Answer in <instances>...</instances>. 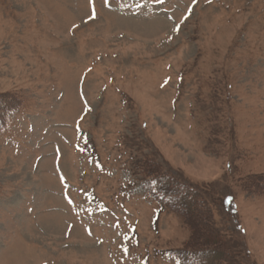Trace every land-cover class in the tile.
Returning <instances> with one entry per match:
<instances>
[{
    "label": "rangeland",
    "instance_id": "1",
    "mask_svg": "<svg viewBox=\"0 0 264 264\" xmlns=\"http://www.w3.org/2000/svg\"><path fill=\"white\" fill-rule=\"evenodd\" d=\"M199 237L264 264V0H0V264H197Z\"/></svg>",
    "mask_w": 264,
    "mask_h": 264
},
{
    "label": "trees",
    "instance_id": "2",
    "mask_svg": "<svg viewBox=\"0 0 264 264\" xmlns=\"http://www.w3.org/2000/svg\"><path fill=\"white\" fill-rule=\"evenodd\" d=\"M184 191L186 193H184ZM179 193H175L173 191L172 195H175L177 206H176V212L179 214H184L188 219V214L198 215L199 211L201 210L202 216L199 217V223L205 224V222H208L210 217V211L206 208L205 202L202 200V198L197 193V190L195 188H191L189 190H184ZM185 212V213H184ZM181 215V214H180ZM181 215V216H182ZM207 224V223H206ZM196 235L194 231V236ZM197 236V235H196ZM210 236V235H209ZM204 237H199V240H195L197 243L194 245H189L187 247H183V250L179 252V254L183 257L191 259L194 258L197 262V264H234L232 260H227L224 256L223 251H220V249L211 247L208 248L204 244H198L200 239H203ZM213 239V242H218L220 237L217 234H212L211 240ZM215 240V241H214ZM221 244V243H220ZM189 261V259H188ZM193 264V263H192Z\"/></svg>",
    "mask_w": 264,
    "mask_h": 264
}]
</instances>
